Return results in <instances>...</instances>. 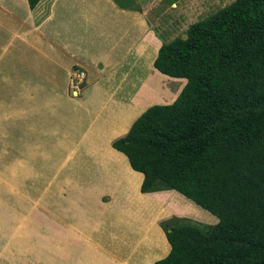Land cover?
<instances>
[{"label": "crops", "instance_id": "0c3cea01", "mask_svg": "<svg viewBox=\"0 0 264 264\" xmlns=\"http://www.w3.org/2000/svg\"><path fill=\"white\" fill-rule=\"evenodd\" d=\"M134 8L112 0H41L30 10L27 0H0V84L4 74H29V158L50 160L53 174L66 177L60 189L75 193L69 201L84 208L82 221L105 206L101 236L109 245L91 241L89 248V256L101 261L72 264H154L170 245L160 218H153L156 209L148 217L149 207L160 203L164 219L188 211L175 191L142 194L143 174L112 147L148 107L173 103L186 83L154 69L162 43L149 27L147 9ZM36 13L43 14L38 24ZM77 68L85 74L79 89L70 83ZM31 74H44L42 92L30 87ZM174 81L184 84L177 92L172 84L171 95L165 88ZM0 104V112L10 109Z\"/></svg>", "mask_w": 264, "mask_h": 264}, {"label": "trees", "instance_id": "16d2710c", "mask_svg": "<svg viewBox=\"0 0 264 264\" xmlns=\"http://www.w3.org/2000/svg\"><path fill=\"white\" fill-rule=\"evenodd\" d=\"M40 1L27 0L30 10ZM153 67L184 87L112 147L143 174L142 194L175 191L216 219L161 222L170 251L154 264H264V0L191 24L162 43Z\"/></svg>", "mask_w": 264, "mask_h": 264}, {"label": "rangeland", "instance_id": "374dc122", "mask_svg": "<svg viewBox=\"0 0 264 264\" xmlns=\"http://www.w3.org/2000/svg\"><path fill=\"white\" fill-rule=\"evenodd\" d=\"M233 1L235 0H133V6L137 10H140V6L147 9L149 27L163 43L177 37L184 39L191 24L216 13ZM42 15L36 13L37 24ZM78 71L77 68L73 73ZM73 73L70 76L71 87L74 85ZM7 75L12 76L9 78ZM27 76L29 74H4L5 80L0 84V103H3V107L10 108L0 112V264H72L75 261L87 262L89 257L97 262V254L89 256V250L92 249L90 242H99L101 246L109 245L108 239L101 236L106 237L107 231L102 229L107 225V219L101 213L105 206L94 208L86 222L82 221L84 208L69 201V196L75 193L60 189L67 182L66 177L53 174L50 160L28 156ZM31 76L30 87L35 86L37 92H42L44 86H47L44 74ZM157 78L155 75L151 76V80L156 81L155 84L160 87ZM19 81L24 87L18 88L16 83ZM180 83L171 82L165 89L169 90L173 84L172 91L177 92ZM13 91H16L13 94L15 99L11 95ZM167 93L174 95L170 90ZM13 107H19L20 111H11ZM179 200L180 205L183 203L188 211L185 214L181 212L184 216L178 218L190 220L197 226L216 223L215 217L210 213L183 197ZM161 208L159 203L155 208L149 207L148 211V217H152L151 211L156 209L153 218H160L159 226L161 222L176 218L173 215L172 218L164 219L168 213L162 210L163 213L160 214ZM173 212L176 213L171 211L170 214ZM91 225L93 229L89 227ZM100 258L101 256L99 261Z\"/></svg>", "mask_w": 264, "mask_h": 264}, {"label": "built area", "instance_id": "2783aa9c", "mask_svg": "<svg viewBox=\"0 0 264 264\" xmlns=\"http://www.w3.org/2000/svg\"><path fill=\"white\" fill-rule=\"evenodd\" d=\"M85 74L82 71L74 73L73 76V88L79 89L80 85L83 84Z\"/></svg>", "mask_w": 264, "mask_h": 264}]
</instances>
